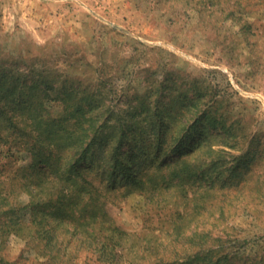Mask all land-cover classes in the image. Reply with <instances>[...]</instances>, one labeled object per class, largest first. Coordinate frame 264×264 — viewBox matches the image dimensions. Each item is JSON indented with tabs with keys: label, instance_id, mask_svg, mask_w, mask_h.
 Returning <instances> with one entry per match:
<instances>
[{
	"label": "rangeland",
	"instance_id": "obj_1",
	"mask_svg": "<svg viewBox=\"0 0 264 264\" xmlns=\"http://www.w3.org/2000/svg\"><path fill=\"white\" fill-rule=\"evenodd\" d=\"M1 75L12 85L0 101L6 115L38 123L32 139L1 146V180L53 181L60 164L45 154L62 164L73 152L40 141L80 101L89 107L86 140L96 138L85 170L105 202L106 221L94 225L119 228L133 246L119 264L161 254L167 264H264V0H0ZM123 134L119 162L136 176L117 171L112 180ZM190 134L193 150L176 157ZM183 158L193 164L185 183L172 176ZM211 160L219 163L208 171ZM26 194L13 191L15 211L0 223V264H117L102 237L90 244L56 226L49 239L41 228L71 206L28 205Z\"/></svg>",
	"mask_w": 264,
	"mask_h": 264
},
{
	"label": "trees",
	"instance_id": "obj_2",
	"mask_svg": "<svg viewBox=\"0 0 264 264\" xmlns=\"http://www.w3.org/2000/svg\"><path fill=\"white\" fill-rule=\"evenodd\" d=\"M1 71L4 72V70ZM2 77L3 75L0 76V81H2ZM7 82L8 83L5 85L0 84V101L4 95L10 94L9 90H12L10 80H7ZM47 89L49 90V88ZM84 102H86V100ZM71 107V109L66 110L65 113H63L61 118L51 120V127L45 132V139L40 142L41 144L42 142L45 143L52 141L61 144L68 143L73 155L68 156L66 161H62L63 163L61 164V157L57 156L58 153L55 154L50 151L49 154H45L52 161V165L56 166L60 164V170L57 172L53 171V181H49L47 175H44L42 178H27L25 175L22 176L21 179H18V181L13 180L14 182L12 183V177L9 174L3 180L0 178V223L4 225L5 219L10 215L12 216L13 211H15L14 204H16V199L12 198L15 189H25L27 193L26 195L29 196L28 205H31V203L34 202L50 204L54 199H63L58 202H62V205L71 206L70 208L72 211H67L66 213L68 215L57 214V216H55L56 223H54V228L46 230L45 226H43L40 231L44 230L46 235L51 234L50 236L48 235L49 239H54L57 238L55 234L56 226L58 228L61 227L63 232L68 233L71 236H76L80 233V235L88 237L90 239V244L94 240L96 241L98 237H102L103 242H101V246L104 250L109 252V255L115 258L116 263L119 264V259L122 258L127 251L131 250L133 246H127V243L124 244L123 241L128 234L119 228L112 225L107 227L94 225L99 215L101 220L106 221V219L103 218V206H105V202L101 201L102 190L95 186L91 172L88 169L85 170L87 166H91L94 163L93 158L94 155L96 156V149L94 147L96 138L94 139L92 137L91 139L89 138L88 141L86 140L87 120L85 115L89 110V107L87 105H82L80 101L73 104ZM6 114L7 110H5V107L0 106V122H3V124H0V148L1 146H6L10 138H21L22 143L25 138L26 140L32 139V135L38 125L36 117H28L29 119H26V126L23 127L24 124H22V121L15 120L13 116H8ZM30 119L33 121L29 122L28 120ZM93 122L95 121L93 120ZM152 129L154 130V128ZM49 131H53V133H49ZM151 133H153V131ZM191 137V134L185 137L181 140V143L179 144L180 146H177V148L173 150L176 157H182V153L193 150L196 142L195 144L190 143V141H192ZM165 141L164 137L161 138L156 147L162 148ZM183 142L186 143V145L183 146ZM124 143L125 136L123 134L122 138H119L115 146H113V152L110 155V161H113V168L108 170L107 174L109 177L113 176L112 180L116 179L117 171L125 172L126 170L129 178L136 176V172L132 171L133 169L131 168L130 163L124 164L123 162H119ZM188 143H190V145ZM34 145H36V141L32 147ZM137 145L138 143H134L130 150L131 154L135 153L134 148L137 147ZM206 151L208 153H213L216 150H213L208 146ZM1 153L2 150L0 149V154ZM217 163H219V160H211L210 162L205 163V166L208 168V171H211ZM182 164L180 168L174 166V172L172 173L174 178L179 179L178 182H184L188 177L190 168L192 170L193 164L191 165L188 160L183 158ZM165 166L166 164H159L161 170H163ZM200 166L205 167L202 164L198 167ZM115 184L116 182H110L109 189L115 190ZM79 204H83L82 210L77 214H74V210L77 209ZM35 218L36 216L34 215L30 219L32 225L36 224ZM68 220H71L74 224L69 223ZM70 224H72L71 228L68 227ZM11 229H13L14 233L18 235V231H21L22 228L16 221H14ZM32 229V233H40L38 227ZM116 252H120L122 255H117L118 258H116ZM166 259L167 258L164 254L157 255L152 261V264H167L170 260Z\"/></svg>",
	"mask_w": 264,
	"mask_h": 264
}]
</instances>
